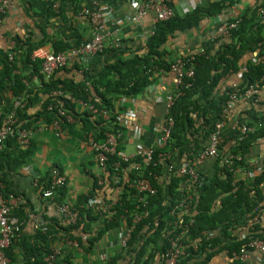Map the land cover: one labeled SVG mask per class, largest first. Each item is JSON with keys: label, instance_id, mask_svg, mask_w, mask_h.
I'll return each mask as SVG.
<instances>
[{"label": "trees", "instance_id": "16d2710c", "mask_svg": "<svg viewBox=\"0 0 264 264\" xmlns=\"http://www.w3.org/2000/svg\"><path fill=\"white\" fill-rule=\"evenodd\" d=\"M235 2L236 0H209L183 14L174 12L169 19L155 22L145 44L139 45L131 58L124 59L120 56L123 53L121 46L110 45L106 48V54L110 56H107L106 65L102 70L94 73L87 67L82 71V79L79 81L60 77L56 72L45 79L40 73L42 59L32 57L33 51L41 46L43 41L33 42L29 37L15 38L13 59H8L6 53L1 55L3 70L0 74V95L6 88L12 90L15 95H22V106L16 109L18 125L22 127H31L39 119L46 124H51L55 119L60 125L66 124V118L58 115L57 107L75 117L74 102L61 95L49 96L51 91L61 90L75 99H81L110 112L106 120L88 110L77 114L86 127L91 126L94 130L93 139H102L104 133L111 129L118 128L123 131L118 124L114 99L118 96L137 94L153 82L160 68L169 69L175 59L165 58L167 52L163 46L176 32L196 27L203 17L215 18L222 11H228ZM262 27L264 23L260 22L256 9L248 7L240 13V21L228 37L209 38L201 43L200 51L181 56L191 59L194 75L192 78H184L185 84L180 87L183 94L171 107L173 126L165 145L154 147L148 163L144 156L135 155L129 161L121 162L118 169L114 168L113 163L118 161L119 157L116 154L108 156L101 168L102 183L96 182L92 191L87 195H79L74 203L79 209L80 218L75 223H70L61 213L50 218L43 215V223L37 227L34 235L36 244L29 246L23 253L24 264H72L71 258L77 248L68 245V240L76 241L84 252L91 253L103 234L125 225H132L133 217L143 210H148V214L134 223L126 244L114 250L105 264H166L162 254L169 246V239L184 229L187 231L184 239L186 254L179 259L178 264H208L216 253H223L226 258L231 259L232 252H237L247 241L264 240V222L261 218L250 229L242 228L246 224L248 213L264 215V168L258 169L252 177H242V171L248 167L245 150L264 137V100L249 99L250 108L238 115L240 128L231 129L228 138L219 146L220 154L239 151L242 160H232L229 166H226L220 163L218 157L213 158L214 172L208 175L199 171L200 181L186 189H182L184 175L177 172L182 162L206 147L215 122L222 118L226 101L232 92H242L264 75ZM81 42L83 41L79 37L73 41L64 38L53 40L52 52L65 51ZM104 51L103 49L102 52ZM247 51L254 54L255 60L249 59L242 64L241 58ZM18 61L22 71L17 67ZM75 67L78 68L76 65ZM20 71H27L28 75ZM238 71H241V76L235 86L221 82L225 76ZM32 75L40 78V87L34 91L22 82L23 78L29 81ZM104 79L106 82L102 84ZM187 83L190 85L187 86ZM100 85H103L105 91L99 89ZM114 95L116 97H113ZM10 105L6 100L0 106L3 114L10 109ZM31 105H39V109L32 115L27 109ZM49 105L52 109H48ZM3 114L0 115V122ZM241 127H245V130L241 131ZM7 146L21 152L24 150L17 145L14 137L5 140L3 148ZM4 149L0 150L3 185ZM164 154H168L170 158ZM171 162L174 168L168 171L166 168ZM135 164H138V167ZM49 175L50 171L36 183L40 194L41 189L49 187ZM140 175L147 177L156 189L153 195L147 196L145 206H137L138 193L128 185ZM104 177L110 190L119 191L114 200L108 198L109 196L105 198L100 195L105 183ZM2 191L5 197L9 193L17 195L5 187ZM188 193L193 200L189 211L183 212L176 206L180 197ZM65 195L64 184L55 189L49 197L50 202L62 204L66 202ZM92 197H100L101 202L89 204L88 199ZM17 211L21 213L20 205L13 210L16 216ZM95 221H100L102 226L92 231L91 224ZM79 227L87 234L89 232L88 237L75 235ZM206 233H210V236ZM18 235L19 232L5 249L10 264H15L11 250ZM55 243H61L62 251L51 262H47L44 257L49 254L51 246ZM193 243L197 245L196 250L192 248ZM226 264L246 263L232 259Z\"/></svg>", "mask_w": 264, "mask_h": 264}, {"label": "crops", "instance_id": "0c3cea01", "mask_svg": "<svg viewBox=\"0 0 264 264\" xmlns=\"http://www.w3.org/2000/svg\"><path fill=\"white\" fill-rule=\"evenodd\" d=\"M53 1L58 2V11L52 7ZM207 1L209 0H171V6L174 12L183 14L196 5H204ZM136 3L137 0H12L0 18V74L3 70L1 55L3 53H6L7 56L13 54L14 57L12 48L15 38L29 37L33 42L43 41L42 45L32 53V57L36 58H41L44 54L52 52L53 40L64 38L73 41L78 37L81 41L90 39L91 25L88 19L81 14V10L85 7L111 9L106 17V27L109 30H116L118 33L123 49L120 56L124 59L131 58L136 53L137 47L145 44L154 24V12L147 13L138 22L130 20L135 13ZM255 3L256 0H236L232 6L241 13L246 8L253 7ZM217 24V17H203L196 27L176 32L163 46L167 52L165 58L173 60L200 51L201 43L211 38V33ZM261 32L264 35V27ZM107 47L109 45H105L104 52L95 54L80 64L67 65L57 69L54 73L60 77L72 78L74 81L82 79V71L87 67L94 73H98L106 65L107 56H110V54H106ZM249 59L255 60V56L252 52L247 51L242 56L240 63L243 64ZM75 65L78 66L77 69ZM17 67L21 68L19 61ZM21 73L28 75L27 71ZM44 77L46 76L44 75ZM239 79L240 76L237 73H232L222 78L221 82L233 85ZM22 82L27 88L33 89L32 91L40 87V78L36 75H32L29 81L23 78ZM105 82L106 79L102 81V84ZM99 89L105 91L103 85H100ZM176 90L177 83L174 76L168 72L158 71L153 82L137 94L113 96L116 97L114 106L118 114V124L123 129L119 143L123 152L132 156L136 145L149 146L155 143L165 114V96ZM11 95L13 92L9 88L3 90L0 95V106L6 100L10 101ZM74 104L76 116L72 117L68 114L66 124L60 125L59 134H56L51 124H46L45 121L39 119L31 126L34 128V135L26 149L21 152L14 150L11 146L3 148L4 187L24 199V203L20 205L21 213L17 211V217L22 222L21 230L17 240L13 242L11 250L15 264H24L23 253L28 250L29 246L36 244L34 235L38 224L43 223V215L50 218L60 214L57 204L51 203L49 198L43 197L36 189V183L42 180L52 168H58L65 176V201L72 204L76 202L79 195H87L92 191L96 182L101 181L102 183V169L96 164L94 153L89 146L94 130L91 126L86 127L82 119L77 116L87 109L79 103L75 102ZM249 108V100L234 101L226 116L224 139L228 138L230 130L233 129V121ZM27 109L28 113L32 115L39 109V105H31ZM135 131L137 132L136 136L133 135ZM21 153L23 157H21ZM245 157L250 162L256 160L257 167L264 164V137L245 150ZM213 160V158L204 159L196 166V169L208 175L212 174L214 172ZM249 167L252 169L251 164ZM257 167L254 174L258 170ZM246 170L242 171L245 177H247ZM104 179L105 183L102 188L104 191L101 190L100 195L105 198L109 196L108 198L114 200L119 191L110 190L106 177ZM97 191L98 189H96ZM101 226L100 221L92 222L91 230L95 231ZM123 228L119 227L113 232L103 234L95 243L91 253L84 252L80 246H77L78 248L74 250L75 255L71 258L72 264H105L108 256L114 250L122 247L120 246V237ZM75 235L85 238L88 237L89 232L87 234L82 227H79L75 231ZM58 243L53 244L51 248L62 249L61 243ZM258 255V251L252 252L253 257ZM228 261L229 258H226L225 254L216 253L208 264H226Z\"/></svg>", "mask_w": 264, "mask_h": 264}, {"label": "built area", "instance_id": "2783aa9c", "mask_svg": "<svg viewBox=\"0 0 264 264\" xmlns=\"http://www.w3.org/2000/svg\"><path fill=\"white\" fill-rule=\"evenodd\" d=\"M12 0H0V18L3 15L7 5ZM264 0H256L253 8L256 9L259 16L260 22L264 23ZM52 7L55 11H58V2L53 1ZM135 13L131 16L130 20L138 22L141 18L149 12H154V24L157 21L167 20L174 15V10L171 6V0H137L135 5ZM111 12L110 8H95L91 9L85 7L81 10V14L84 15L90 25H91V37L90 39L81 42L78 46L67 49L65 51L50 52L44 54L40 63V73L49 77L57 69L65 67L72 64H80L84 60H88L95 54L103 51L105 45H112L114 47H120L121 41L116 30H109L106 27V17ZM218 24L211 33V38L220 37L226 38L230 35V31L234 29L240 21V12L233 6H231L227 11H222L217 16ZM154 24L152 26V31L154 29ZM151 31V33H152ZM13 54L8 55V59H12ZM34 57V56H33ZM36 58V57H34ZM191 59H184L182 57L176 58L171 64L168 70L159 69L160 72H168L174 76L177 83V90L173 93H169L165 96V114L161 123L159 136L155 143L149 146L136 145V150L132 156L126 154L121 149H119V143L123 135L121 129L115 128L104 133V136L100 140L91 139L89 141V146L94 153V158L96 164L102 168L107 161L108 156L116 154L119 157L118 161L113 163L115 169H118L121 162H127L135 155L144 156L146 163L150 161L151 154L155 146L161 147L167 142L171 128L173 126V119L170 113L171 107L174 101L183 94L180 87L185 84L184 78H192L194 75L193 64L190 62ZM237 74L241 76V71ZM190 83H187L189 86ZM232 86H235L233 84ZM264 86V75L253 83L249 84L242 92H232L229 99L226 101V106L222 112V118L215 122L212 132L209 136L208 143L206 147L201 149L192 158L186 159L182 162L178 168L177 172L184 175V180L182 182V189H186L193 183L200 181L201 176L196 166L200 164L206 158H219L221 164L229 166L232 160H242V154L237 152H227L220 154L219 146L224 141V127L226 124V116L229 109L232 107L234 101L237 100H249L250 98H255L259 101L264 100L263 94ZM61 95L71 102H76L83 105L90 113L94 115H100L103 119H108L110 112L104 108H97L93 104H88L81 99L73 98L69 93H64L61 90L51 91L50 95ZM10 109L7 112H2L0 109V115L3 114L2 120L0 122V150L3 149L5 140L9 137H14L17 145L21 149H26L34 135L33 127H22L18 125V118L16 115V109L22 106L23 97L22 95H11L10 97ZM48 109H52L49 105ZM58 115L64 116L66 119L69 115L61 108L57 107ZM238 117L233 121V128H240L238 126ZM52 128L55 130L56 134L60 132V124L58 120H53L51 123ZM135 130V129H134ZM245 127H241V131H244ZM134 136L137 135L135 131ZM132 136V137H134ZM167 158H170L168 154H164ZM248 167L246 170L247 177L254 176V171L256 169L257 161L250 162L247 160ZM252 165L250 169L249 165ZM138 167V164H135ZM263 166V167H262ZM258 166L257 169L264 168V164ZM174 168V164L171 162L167 165V170L171 171ZM243 170V171H244ZM242 177L245 179V175L242 173ZM49 187L41 189V195L43 197H51L55 192V189L65 184V176L59 171L58 168H52L49 175ZM101 183V181L99 182ZM137 193V206H145L147 204V196L153 195L156 189L152 186L150 180L145 176H138L131 180L128 184ZM4 185L1 181L0 173V264H10L8 256L5 254V249L10 245L13 239H15L18 232L21 230L22 222L21 220L13 214V210L24 203V199L20 196L9 193L7 197L3 194ZM180 201L176 207H180L183 212L189 211L190 204L193 200L192 196L188 193L180 197ZM101 199L97 197H92L88 199L89 204L100 203ZM59 212L64 216L65 220L70 223H75L79 218V209L74 204L69 202H64L62 204H57ZM173 211V210H172ZM148 214V210H143L139 214H136L132 219V225H125L123 232L120 237V246H124L126 241L129 239L134 223L138 222L142 217ZM264 222V215H259L258 213L251 215L247 214L246 224L242 227L244 230L250 229L252 225L259 219ZM42 223H39L41 225ZM210 236V233H206ZM186 229L181 230L179 233L174 235L169 239V246L166 248L165 252L162 254L163 259L166 264H178L179 259L186 254ZM70 246L78 248L76 241L68 240L66 242ZM194 250L197 249L195 243L192 244ZM61 248L52 247L49 254L44 257V260L51 262L56 255L60 254ZM253 251H258L259 255L256 257L252 256ZM236 259L246 264H264V240L251 239L247 241L237 252H232L231 259Z\"/></svg>", "mask_w": 264, "mask_h": 264}]
</instances>
